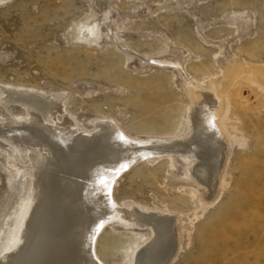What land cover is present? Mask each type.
Instances as JSON below:
<instances>
[{
	"label": "rangeland",
	"instance_id": "obj_1",
	"mask_svg": "<svg viewBox=\"0 0 264 264\" xmlns=\"http://www.w3.org/2000/svg\"><path fill=\"white\" fill-rule=\"evenodd\" d=\"M90 23L94 38L73 34ZM3 83L62 95L64 113L55 119L73 117L78 133L110 120L140 141L185 133L188 109L214 95L215 123L226 136L212 197L191 177L189 163L162 156L131 163L112 183V202L125 219L126 208L171 216L176 250L168 264H264V189L249 192L264 184V0H4ZM9 108L14 120L27 119L23 108ZM1 142L0 226L18 212L30 185L21 158L6 164L17 153ZM250 205L257 207L245 212ZM238 214L249 217L237 221ZM125 219L98 232L93 251L100 263L129 264L127 256L148 240L149 231L141 235ZM241 223L253 229L231 237ZM237 239L241 246L233 245Z\"/></svg>",
	"mask_w": 264,
	"mask_h": 264
},
{
	"label": "bare ground",
	"instance_id": "obj_2",
	"mask_svg": "<svg viewBox=\"0 0 264 264\" xmlns=\"http://www.w3.org/2000/svg\"><path fill=\"white\" fill-rule=\"evenodd\" d=\"M95 24L79 25L73 34L84 40L92 39L97 34ZM46 94L0 84V117L4 121L0 126V142L17 153L13 158L4 156L5 161L10 166L15 158H21V169L30 180L27 199L18 212L5 215L0 226V254L3 253L0 264H102L93 251L98 232L112 221L125 219L120 216L119 206L112 202V183L134 161L162 156L180 158L189 163L191 177L205 187L207 197L214 194L225 156L226 133L222 136L216 126L217 99L209 92L188 109L190 125L185 133L168 140L149 141L122 135L110 120L102 119L90 125L92 130L86 134L78 133L77 123L71 121L73 117L60 123L55 119L63 112V96ZM12 105L23 108L27 119L10 117L7 110ZM248 173L246 170L245 175ZM263 189L262 182L249 192L255 194ZM255 207L246 206L245 212ZM131 209L123 211L129 216L125 220L140 227L141 235L149 231L150 236L127 256L129 264H168L176 250L171 216L156 210ZM244 216L249 217L238 214L235 218L244 220ZM11 217L16 220L11 221ZM244 226L241 223L236 230L229 231L230 236L236 239V231L253 229ZM9 228L12 231L8 234ZM6 234V241H2ZM230 236L220 239L227 242ZM237 241L233 245L241 246ZM2 242L6 244L3 246Z\"/></svg>",
	"mask_w": 264,
	"mask_h": 264
}]
</instances>
